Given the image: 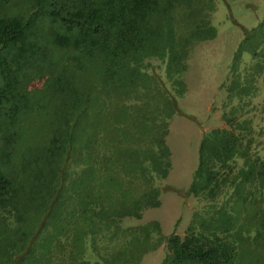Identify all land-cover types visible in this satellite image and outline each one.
Segmentation results:
<instances>
[{"label": "trees", "instance_id": "obj_1", "mask_svg": "<svg viewBox=\"0 0 264 264\" xmlns=\"http://www.w3.org/2000/svg\"><path fill=\"white\" fill-rule=\"evenodd\" d=\"M216 9L0 0V264H139L164 242L158 264H244L250 245L264 261V52L245 35L218 85L222 125L198 140L185 233L133 222L161 203L169 120ZM36 114L50 121L31 143Z\"/></svg>", "mask_w": 264, "mask_h": 264}, {"label": "rangeland", "instance_id": "obj_2", "mask_svg": "<svg viewBox=\"0 0 264 264\" xmlns=\"http://www.w3.org/2000/svg\"><path fill=\"white\" fill-rule=\"evenodd\" d=\"M218 9L212 17L218 33L212 40L198 43L192 62L197 65L188 69V89L184 97L177 98L178 114L169 120L166 141L171 150V169L162 182L161 203L158 207L144 210L140 223L158 220L164 236L183 235L192 214L200 205L187 194L192 172L197 163V144L202 132L222 125L219 83L223 80L226 65L238 40L245 35L246 53L255 44L264 52V0H216ZM205 52L206 55L201 56ZM208 53V54H207ZM211 55V56H210ZM198 56L201 58L199 59ZM229 80V79H228ZM226 80V82H228ZM220 95V96H219ZM258 98L264 99V82ZM49 117L36 114L25 124L26 135L32 142H42L47 134ZM264 151V145H263ZM246 248V247H245ZM248 260L244 264H264L261 248H246ZM166 254V244L145 254L139 264H158Z\"/></svg>", "mask_w": 264, "mask_h": 264}]
</instances>
